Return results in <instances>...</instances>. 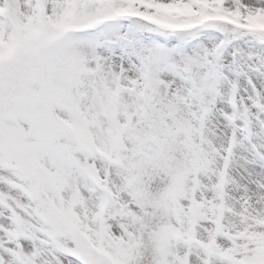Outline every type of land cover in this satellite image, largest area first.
Segmentation results:
<instances>
[{
    "label": "snow or ice",
    "instance_id": "6c2138e0",
    "mask_svg": "<svg viewBox=\"0 0 264 264\" xmlns=\"http://www.w3.org/2000/svg\"><path fill=\"white\" fill-rule=\"evenodd\" d=\"M0 264H264V0H0Z\"/></svg>",
    "mask_w": 264,
    "mask_h": 264
}]
</instances>
